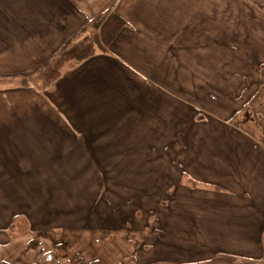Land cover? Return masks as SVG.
Listing matches in <instances>:
<instances>
[{
  "label": "crops",
  "instance_id": "obj_1",
  "mask_svg": "<svg viewBox=\"0 0 264 264\" xmlns=\"http://www.w3.org/2000/svg\"><path fill=\"white\" fill-rule=\"evenodd\" d=\"M106 12L127 25L42 89L39 70ZM261 66L264 0H0V264H32L20 218L45 223L93 190L81 207L115 191L151 230L132 227L135 253L130 218L70 231L84 243L68 264H264Z\"/></svg>",
  "mask_w": 264,
  "mask_h": 264
},
{
  "label": "rangeland",
  "instance_id": "obj_2",
  "mask_svg": "<svg viewBox=\"0 0 264 264\" xmlns=\"http://www.w3.org/2000/svg\"><path fill=\"white\" fill-rule=\"evenodd\" d=\"M83 35H85L84 33L80 34V36L82 37ZM264 70V66L260 67V82L264 85V82H262V72ZM42 85V84H41ZM179 113L181 112V110L178 111ZM176 111H173V114L175 115ZM255 114V112H254ZM248 114H244V115H238L236 123L240 124L242 123V121L246 118ZM76 195L77 194H84L85 193V198H81L80 200H78V207L76 206V210L72 211V209H68L67 210H62L64 212H55V217H51L49 219H47V221L45 223H29L28 219L26 218H20L21 222L19 221L18 223V227L20 230L24 231V232H28V234L32 235L30 233L31 229H33L36 233V237L35 239H32L29 242V247H31L30 249V254L28 256V262H31L32 264H68L69 263V259L68 257H70L69 252L66 250V248H68L69 245H74L75 242V247L79 248L83 243H84V239H76V240H68L67 236L69 234V232H73V231H82L85 229H88V227L92 225V228L94 227H99L101 224H105L106 227L112 231H117L119 228L118 227H123V223H120L121 219L123 218H130L132 220V222H128V223H124L125 229L128 230L125 239L123 238L122 245L126 244V241H128L129 244H131V246H133V250L132 253H135L136 250L140 249V246L145 247V241L140 239V238H135V236H133V232L131 229L133 226V228H141V236L145 235L146 232H148L147 230H151V228H147V226L149 225V223L147 222H142L144 223L141 224V221L139 222H133V220H139V219H134V215L135 213L132 211V208H122V207H117L116 204L119 201L118 200V195L117 192H107V194H104L102 196L101 199V195L99 196V203L96 202V206L90 207L91 203H92V199L91 201H89V206H85L83 205V207H81V203H86V198H88V196H90L89 198L93 197L95 193L100 194L99 192L93 190L92 192H74ZM158 197H161L162 199L165 198V191H160L157 192ZM114 205V206H112ZM164 207H157L156 210H150L151 212H148L149 214H151V217H154V215L161 216L160 214H162ZM138 216H146L149 215L146 212H139L138 211ZM32 216H34V213L31 212ZM38 216V215H37ZM42 216H40L41 219ZM92 217V219H94L95 221L93 222H89L88 220L84 221L85 219ZM39 219V216L37 217ZM37 218L35 219L37 221ZM119 220V223L114 224V221ZM31 222V221H30ZM105 222V223H102ZM140 223V224H139ZM32 224V226H31ZM38 225V229L35 230V226ZM95 225V226H94ZM160 226H164L163 223H159L157 222V227ZM111 227H113L114 229H112ZM96 229V228H95ZM99 229H101L99 227ZM130 230V231H129ZM95 233V230H92ZM42 235H48L49 238H45L42 237ZM55 236V238H53L52 236ZM60 236V237H58ZM130 238H128V237ZM114 233L113 235H109L108 236V242H113L114 240ZM59 238V239H58ZM110 239V240H109ZM40 241H43V244H40ZM71 241V242H70ZM88 241V239L86 240ZM16 246H19L18 244H16ZM147 248V247H146ZM145 249V248H144ZM131 251V250H130ZM73 253V252H72ZM48 255H51L53 258L47 260ZM73 255V256H72ZM71 258L72 261H76L78 264L84 262V256L83 255H79L76 254L75 258H74V253L71 254ZM25 260V259H24ZM23 261H20V263H24ZM92 264H97V261H92Z\"/></svg>",
  "mask_w": 264,
  "mask_h": 264
},
{
  "label": "trees",
  "instance_id": "obj_3",
  "mask_svg": "<svg viewBox=\"0 0 264 264\" xmlns=\"http://www.w3.org/2000/svg\"><path fill=\"white\" fill-rule=\"evenodd\" d=\"M127 25L126 20L116 12H106L72 37L51 60L38 72L35 82H40L42 89H50L73 67L93 57L113 42L120 31ZM84 33L82 37L80 34ZM264 82V70L262 72ZM22 86H29V79H22Z\"/></svg>",
  "mask_w": 264,
  "mask_h": 264
}]
</instances>
